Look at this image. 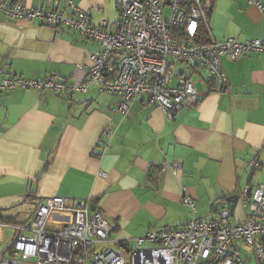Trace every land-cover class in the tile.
I'll list each match as a JSON object with an SVG mask.
<instances>
[{
    "label": "crops",
    "instance_id": "1",
    "mask_svg": "<svg viewBox=\"0 0 264 264\" xmlns=\"http://www.w3.org/2000/svg\"><path fill=\"white\" fill-rule=\"evenodd\" d=\"M42 6L45 0H18ZM67 1L89 13L92 24L117 20L114 0H53L67 15ZM205 0L215 41L264 39V0ZM100 50L64 27L37 21H10L0 15V69L3 75L71 80L77 65ZM169 86L182 82V66L171 63ZM228 87L213 88L202 71L183 66L200 96L174 119L138 97L127 117L115 112L118 98L86 92L58 95L16 90L0 92V264L10 256L14 225L31 218L50 197L91 198L94 212L112 227L111 237L128 241L148 230L180 227L191 218L182 204L194 199L207 217L228 206L226 198L255 188L264 172V55L222 59ZM113 130L109 147L104 132ZM256 160L259 167H248ZM104 176H100V174ZM236 207L241 215L235 216ZM233 218H243L238 202Z\"/></svg>",
    "mask_w": 264,
    "mask_h": 264
},
{
    "label": "built area",
    "instance_id": "2",
    "mask_svg": "<svg viewBox=\"0 0 264 264\" xmlns=\"http://www.w3.org/2000/svg\"><path fill=\"white\" fill-rule=\"evenodd\" d=\"M114 1L118 18L109 26L106 22L92 24L89 13L71 1H67L69 13L64 15L53 0H45L42 6L0 0V15L10 21L64 27L100 46L88 55L86 68H74L70 81L53 74L43 78L6 76L0 69V92L34 90L62 95L94 87L118 98L115 112L124 118L133 102L144 97L147 104L174 119L200 99L183 66L202 71L221 92L228 87L223 58L264 55V39L215 41L205 0ZM248 3L262 9L259 2ZM171 63L182 66V82L175 86H169ZM104 135L103 150L109 147L113 130L107 128ZM248 167L255 171L259 164L251 160ZM236 194L243 214L240 220L230 215L229 206L213 217L196 215L194 199L184 195L182 204L191 215L186 224L148 230L132 244L111 237V225L91 211V198L50 197L34 207L28 222L13 226L17 236L2 264H264V182Z\"/></svg>",
    "mask_w": 264,
    "mask_h": 264
},
{
    "label": "rangeland",
    "instance_id": "3",
    "mask_svg": "<svg viewBox=\"0 0 264 264\" xmlns=\"http://www.w3.org/2000/svg\"><path fill=\"white\" fill-rule=\"evenodd\" d=\"M114 3H115V1H114ZM252 178L255 179V180H254L255 182H260V181H262V179L264 178V172H256L255 175H254ZM194 207H195V204H194ZM195 209H197V208L195 207ZM205 211H206V212H205ZM220 211H221V210H218V214H219ZM204 212H205V213H204ZM203 213H204V215H209V214H210V213H209V210H206V209H201V210L199 211L198 214H197V210H196V212H195L196 215H200V214H203ZM204 215H201V216H204ZM240 215H241L240 210L238 209V207H236V210H235V216H236V217H239ZM54 217H55V215H53V216L51 217V220H52ZM237 245H239L243 251H248V250H247L245 247H243L241 244L238 243Z\"/></svg>",
    "mask_w": 264,
    "mask_h": 264
},
{
    "label": "water",
    "instance_id": "4",
    "mask_svg": "<svg viewBox=\"0 0 264 264\" xmlns=\"http://www.w3.org/2000/svg\"><path fill=\"white\" fill-rule=\"evenodd\" d=\"M237 198H238L237 194H233V195L226 198V203L229 206V212H230L231 216L233 215V212H234V209H235V206L237 203ZM94 210H95V208L93 206H91V211H94Z\"/></svg>",
    "mask_w": 264,
    "mask_h": 264
},
{
    "label": "trees",
    "instance_id": "5",
    "mask_svg": "<svg viewBox=\"0 0 264 264\" xmlns=\"http://www.w3.org/2000/svg\"><path fill=\"white\" fill-rule=\"evenodd\" d=\"M96 89V88H95Z\"/></svg>",
    "mask_w": 264,
    "mask_h": 264
}]
</instances>
